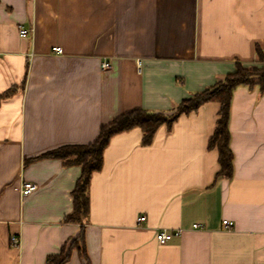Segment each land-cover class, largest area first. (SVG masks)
I'll return each instance as SVG.
<instances>
[{
	"label": "crops",
	"instance_id": "obj_1",
	"mask_svg": "<svg viewBox=\"0 0 264 264\" xmlns=\"http://www.w3.org/2000/svg\"><path fill=\"white\" fill-rule=\"evenodd\" d=\"M255 46L264 50V0H0V96L13 90L0 99V264H45L81 228L89 264H264L256 87L232 94L230 180L215 179L217 152L207 150L217 103L160 127L146 147L139 129L112 137L82 227L62 222L80 168L29 161L91 143L133 109L170 112L235 63L255 64ZM23 182L36 186L26 197ZM163 230L180 234L159 244ZM66 264L84 261L73 251Z\"/></svg>",
	"mask_w": 264,
	"mask_h": 264
},
{
	"label": "trees",
	"instance_id": "obj_2",
	"mask_svg": "<svg viewBox=\"0 0 264 264\" xmlns=\"http://www.w3.org/2000/svg\"><path fill=\"white\" fill-rule=\"evenodd\" d=\"M254 52L255 64L244 66L238 62L235 63L233 71L225 74L211 86L181 100L170 112L133 109L118 115L108 124L101 126L96 139L89 144L61 146L29 160L58 159L64 166H78L80 168V175L71 192L72 209L70 213L64 216L62 222L78 224L82 227V222L88 215L90 178L93 173L100 171L103 152L112 137L132 129H139L141 146H149L160 127L170 129L178 118L196 112L207 103H217L219 106L214 131L207 141V150L217 152L218 170L215 173V179L230 180L233 174V155L229 146L228 123L233 91L237 87L249 89L256 87L258 93L264 95V50L255 46ZM12 92V89L8 90L0 96V99L9 97ZM82 231L81 228L78 236L63 244L57 253L48 255L45 264H66L73 251L83 259L84 264H89Z\"/></svg>",
	"mask_w": 264,
	"mask_h": 264
},
{
	"label": "built area",
	"instance_id": "obj_3",
	"mask_svg": "<svg viewBox=\"0 0 264 264\" xmlns=\"http://www.w3.org/2000/svg\"><path fill=\"white\" fill-rule=\"evenodd\" d=\"M26 34V31L22 28H19V36L20 37H24ZM51 51L53 53H56V54H61L62 53V50L60 47L58 46H54L51 48ZM109 68V64L104 62L101 64V69L102 70H106ZM36 190V186L32 183H29V182H23L21 184V187H20V195L23 196V197H26L28 195H30L31 193H33L34 191ZM144 216H140L138 219H137V222H142L144 221ZM222 226L225 228V229H230L232 226H233V223L230 222V221H227V220H223L222 221ZM193 228H201V225L199 224H194L192 226ZM180 234V231L179 230H175V231H172V232H167L165 230L163 231H160L156 234L155 238H156V241L159 243V244H165L166 242H168L170 239H172L173 237H176V236H179ZM10 243L13 245V246H16L18 244V238L15 237V236H12L10 238Z\"/></svg>",
	"mask_w": 264,
	"mask_h": 264
}]
</instances>
